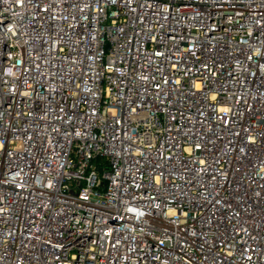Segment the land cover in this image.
Returning a JSON list of instances; mask_svg holds the SVG:
<instances>
[{
	"label": "built area",
	"instance_id": "1",
	"mask_svg": "<svg viewBox=\"0 0 264 264\" xmlns=\"http://www.w3.org/2000/svg\"><path fill=\"white\" fill-rule=\"evenodd\" d=\"M0 264H264V0H0Z\"/></svg>",
	"mask_w": 264,
	"mask_h": 264
},
{
	"label": "rangeland",
	"instance_id": "2",
	"mask_svg": "<svg viewBox=\"0 0 264 264\" xmlns=\"http://www.w3.org/2000/svg\"><path fill=\"white\" fill-rule=\"evenodd\" d=\"M98 163H99V164L103 163V160H99Z\"/></svg>",
	"mask_w": 264,
	"mask_h": 264
},
{
	"label": "water",
	"instance_id": "3",
	"mask_svg": "<svg viewBox=\"0 0 264 264\" xmlns=\"http://www.w3.org/2000/svg\"><path fill=\"white\" fill-rule=\"evenodd\" d=\"M97 171H100V169H97Z\"/></svg>",
	"mask_w": 264,
	"mask_h": 264
}]
</instances>
